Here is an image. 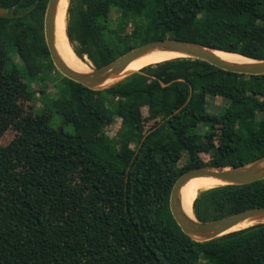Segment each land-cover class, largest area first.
<instances>
[{"label":"trees","instance_id":"16d2710c","mask_svg":"<svg viewBox=\"0 0 264 264\" xmlns=\"http://www.w3.org/2000/svg\"><path fill=\"white\" fill-rule=\"evenodd\" d=\"M47 3L0 0V128L23 114L22 97L46 95L52 69L61 76L48 108L17 117L18 132L0 143V264H264V222L200 240L169 204L186 171L264 155V73L180 56L90 88L56 68ZM66 33L95 67L163 38L264 59V0H69ZM218 98L227 103L214 112ZM144 108L155 122L142 130ZM50 109L62 115L58 128ZM255 206L264 178L203 188L193 201L199 220Z\"/></svg>","mask_w":264,"mask_h":264},{"label":"water","instance_id":"95a60500","mask_svg":"<svg viewBox=\"0 0 264 264\" xmlns=\"http://www.w3.org/2000/svg\"><path fill=\"white\" fill-rule=\"evenodd\" d=\"M57 3L58 0H48L44 16V34L51 58L56 68L63 75L90 88H102L112 84L114 81L109 84H105V81L111 77L118 78L126 71L127 65L133 59L151 49L182 52L185 54V56L201 58L208 61L209 63L230 71L248 74L264 73V59H253L240 54L244 57L252 59L253 61L246 63H231L214 54L213 51H211L212 48L209 46L177 38H163L149 41L130 49L105 65L95 67L91 71L83 72L75 70L60 57L55 47L54 19ZM4 12L5 10L0 8V14ZM201 175H211L223 181L222 184H244L260 180L264 178V155L240 166L221 167L203 165L194 167L183 173L176 180L170 193L169 204L174 218L187 235L200 240H208L230 231L247 227L244 226L241 228L232 229V227L236 226L238 223L246 220L247 218H264V206L250 207L212 220H199L195 214L193 217H190L182 209L180 189L182 185L190 178ZM262 222H264V220L257 221L253 224Z\"/></svg>","mask_w":264,"mask_h":264},{"label":"bare ground","instance_id":"6f19581e","mask_svg":"<svg viewBox=\"0 0 264 264\" xmlns=\"http://www.w3.org/2000/svg\"><path fill=\"white\" fill-rule=\"evenodd\" d=\"M69 0H58L55 19H54V41L55 47L60 55V57L73 69L78 71H91L92 69L87 65V63L79 57L75 51L72 49L67 33H66V17H67V7ZM68 28V27H67ZM214 54H216L221 59L231 62V63H246L253 61L247 57H244L240 54L225 51L221 49L212 48ZM185 56L182 52L171 51V50H162V49H151L145 52L144 54L133 59L126 67V71L120 75L118 78L111 77L105 81V84L112 83L113 81H117L122 79L127 73L138 70L144 65L150 63L160 62L166 59ZM88 58V57H87ZM90 62V61H89ZM92 63V62H91ZM223 181L211 176V175H202L188 184L180 190L181 197V206L186 214L190 217L194 216L193 210V201L196 198L198 191L203 188H209L212 186H216L222 184ZM264 218L256 219V218H247L246 220L238 223L236 226L232 227V229L241 228L244 226H248L257 221H262Z\"/></svg>","mask_w":264,"mask_h":264},{"label":"rangeland","instance_id":"374dc122","mask_svg":"<svg viewBox=\"0 0 264 264\" xmlns=\"http://www.w3.org/2000/svg\"><path fill=\"white\" fill-rule=\"evenodd\" d=\"M70 45H71V43H70ZM71 47H72V45H71ZM72 49H73V47H72ZM14 58H15V60L17 62L20 61V58L17 55H14ZM83 60L87 63V65L91 69L95 68V66L91 63V61L89 60V58H87V56H84ZM150 64H152V63H150ZM144 66H146V65H144ZM52 76H54V78H55V81H54L55 84L60 80V77H61L57 73V71H55L54 69H52ZM30 83H31L32 86L34 85V87L36 89H38V84H34V82H30ZM54 83L53 84L50 83V85H49V87L47 89L46 95H43L41 92H39L37 90L35 96L31 97V96L25 95L24 97H22L20 99V105L24 109V112L22 114L23 116L22 115H20V116H22V118L25 119V121H29L32 118V116H33L32 111L37 112L39 110L47 109L48 108L47 100L51 99V97H55V96L58 95L59 91L56 88V85H54ZM226 103H227L226 100H221L220 98H218V100L211 99L210 104H209V108H210V110H212L214 112H219V111H221V109L223 108V106ZM50 112L52 114V117H51L52 126H54L56 128L60 127L61 124H62V115L59 114L56 110H51L50 109ZM144 112H145V115L142 117V119H141V121L139 123L140 124V128L142 130L146 129L149 125H151V124H153L155 122L154 119L153 120L152 119H148V116H146L147 115L146 114L147 111H146L145 108H144ZM20 116H14V118L8 119L7 121H5V123L3 124L2 128H0V143L2 145L7 144L14 137V135L18 132V129L14 125V121L17 119V117H20ZM110 122L111 123L109 124V126L107 128V132L109 134H115V132L119 128V124L118 123H114L113 121H110ZM217 128H218V125H217ZM65 130L68 131V132H71L73 130V127L65 126ZM215 141L216 142L218 141L217 137H215ZM202 158L205 161H208L210 157H209L208 154L203 153L202 154ZM168 171H169V174H170L171 177L175 176L176 171H175L173 166L170 165L168 167Z\"/></svg>","mask_w":264,"mask_h":264}]
</instances>
